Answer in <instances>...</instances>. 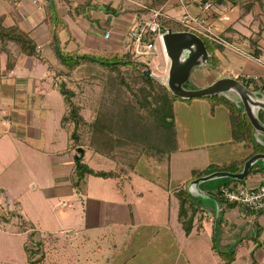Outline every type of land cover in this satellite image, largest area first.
Returning <instances> with one entry per match:
<instances>
[{
  "label": "crops",
  "instance_id": "1",
  "mask_svg": "<svg viewBox=\"0 0 264 264\" xmlns=\"http://www.w3.org/2000/svg\"><path fill=\"white\" fill-rule=\"evenodd\" d=\"M227 7L218 11L212 5L209 23L210 35L222 42L205 37L228 55L217 50L218 66L209 62L207 68L194 69L196 77L192 76L199 85L224 75L264 73V66L257 59V55L264 54V14L255 8L242 15L239 7L228 4ZM200 9L196 1L182 6L177 0H0L2 26L25 32L36 51L28 55L17 43L0 40V234L18 233L13 227L15 217L22 221H19L21 226H25L24 214L34 221L27 210L32 206V212L41 210L50 216L49 210L53 214L57 210L65 219L64 224L59 221L60 234L48 232L52 236L50 243L65 239L72 247L71 238L78 230L83 231L85 239L77 245L87 246L86 254L90 251L93 254L90 259H84V264H264V216L257 217L250 235L237 242L232 255L220 253L215 246L214 218L209 211L200 208L194 216L192 230L186 234L178 220L177 201L176 214L172 212L173 221H170V196L174 195L173 189L183 187L188 179L168 185L167 169L165 175L158 174L164 183H155L137 170L139 165H148L144 158L133 171L104 178L115 179L111 187L116 193L98 186L93 192L89 175L79 188L73 186L78 154L71 137L73 123L63 122L69 106L60 89L61 82L72 71L71 57L96 59L93 54L96 52L103 55L131 52L129 30L137 21L149 18L154 11L167 16L161 19L173 21L186 10L198 14ZM104 32L110 33L109 38L104 37ZM255 48L259 50L257 55ZM133 55L135 59L137 54ZM151 75L158 76L152 72ZM214 114L215 111H210L211 116ZM226 143L230 147L238 145L240 150L225 165L235 162L238 167L253 151L233 142L231 135ZM178 146V151L189 150ZM81 148L83 162L101 170L84 160L87 149L95 151ZM263 170L248 173L241 183L254 186L264 182ZM23 194L28 196V201L20 199ZM75 195L78 200L70 202ZM2 202L7 209L12 206L10 212L2 207ZM224 204L221 231L224 236L232 234L234 238L246 219L256 212L251 214L249 209ZM107 211L114 220L119 212L129 214L131 220L107 222ZM74 250L75 258L70 255V249L48 248L45 261L79 262V253Z\"/></svg>",
  "mask_w": 264,
  "mask_h": 264
},
{
  "label": "trees",
  "instance_id": "2",
  "mask_svg": "<svg viewBox=\"0 0 264 264\" xmlns=\"http://www.w3.org/2000/svg\"><path fill=\"white\" fill-rule=\"evenodd\" d=\"M205 1L207 0L202 2ZM208 1H211L212 5L229 4L237 6L242 11V15L254 11L255 8L259 9V14H264V0ZM166 23L167 21L162 19L161 27L167 28ZM198 35L204 40L207 49L210 51L207 44L208 39L202 34ZM0 40L17 43L25 54H36L35 44L29 36L17 27L4 28L1 17ZM258 53L259 50L255 48L254 54L257 55ZM104 56L106 58H99L98 60L94 56L71 57L69 66L74 70L83 65L91 67L92 65H97L113 73V75L107 76V81L104 84L106 85V93L100 100L94 120L90 124L88 123L91 136L89 144L91 150L115 161L118 165L114 170H94L83 162L84 154L76 151L78 157L75 159L73 172L75 177L73 186L75 188H79L85 176L89 174L101 178L118 177L121 174L133 171L143 156L153 157L157 162H162L164 159H169L173 153L179 150L177 129L174 125L173 117L168 114L167 110L171 109L173 100L180 98L172 96L165 85L156 78L151 75L145 76L143 71L145 69L149 70L148 66L135 60L132 52L127 51L123 54H108ZM214 58L216 57L213 54L209 62ZM212 64L215 66L213 62ZM237 79L251 89L261 88L256 84L251 85L250 82L240 78ZM60 89L65 95V100L69 106L67 115L63 117V122L73 123L71 137L75 148L78 149L84 146L81 139V125L86 123L80 113V107L68 102L69 98L66 97L67 91L63 82L60 84ZM208 98L216 100V102L222 101L226 104L232 141L242 143L253 149L246 158L256 152L264 151L262 147L254 142L252 126L244 114L236 110L233 104L223 97L213 96ZM210 111L214 113L215 109L211 107ZM260 117L264 122L263 112L260 113ZM212 167V165H208L200 172L194 170V176L188 179L183 187L178 188L174 192L178 201V220L186 234H189L193 228L194 216L198 211L202 210L190 202L187 195V185L190 180L202 175L204 171ZM221 169L235 171L237 163H230ZM261 170L254 166L250 172ZM213 193L226 205H232L221 198L220 189ZM249 211H251V214L257 212L250 209ZM50 241H52V236L49 234L45 237L35 238L34 231L30 232V240L26 246L29 264H42L45 261ZM232 252H229L231 253L229 255H232ZM34 255L36 256L33 258Z\"/></svg>",
  "mask_w": 264,
  "mask_h": 264
},
{
  "label": "rangeland",
  "instance_id": "3",
  "mask_svg": "<svg viewBox=\"0 0 264 264\" xmlns=\"http://www.w3.org/2000/svg\"><path fill=\"white\" fill-rule=\"evenodd\" d=\"M213 6L215 9H218V11H225L224 9L229 8L227 7V4L226 6ZM179 19L180 18L177 17L173 21H167V28H171L174 30H186ZM207 44L208 48L211 52L214 53V55L217 53V50L221 51L224 56L228 55V53L222 51L223 48H218L209 40H207ZM155 45L156 50H150L145 54L137 55L135 59L139 63H143L144 65L148 66L149 70L152 73L157 74L158 76H163L159 79L158 76L151 75L164 85L167 63L165 61V56L159 39L155 40ZM93 54L97 57L96 59L106 58V56L101 53L96 52ZM212 62L215 64V66H218L219 64V60L217 58H214L213 60L211 59L210 63L212 64ZM196 73L197 70L192 71V74L195 77ZM109 75H113V73L102 66L92 65L91 67L83 65L80 68L72 70L67 75L66 80L63 81L65 89L67 91L66 97L69 98L68 102H72L80 107V113L86 123L81 125V139L83 143L82 145H84L81 147L83 148H90L89 142L91 140V136L88 123L90 124L94 120L100 100L106 93V85L104 84L105 81H107V76ZM225 106L226 104L222 101L216 102V100H211L208 97L192 98L189 100H173L172 107L170 110L168 109L167 112L171 117H173L174 125L177 129L178 145H180L183 150H189H180L173 153V155L169 159H164L160 166L157 165V163L160 162H157L155 158H148L143 156L141 159H146L148 165H139L137 170L141 171V173L145 176H148L155 183H164V178L159 177L158 174L160 172L162 175H165L163 173H165L166 170L169 169L168 185H172L173 182H179L180 184L181 181H185L186 179L194 176V170L196 172H200L208 165H212V168L221 169L228 165H225V162L228 159L237 157L239 155L238 151L240 150V147L238 145L230 147L229 145H227L228 143H226L231 132L227 117L228 110L223 109V107ZM211 107L215 109V114L213 116L210 115ZM76 151H78V149L75 148V152ZM86 152L87 153L84 157V160L89 162L90 166H92L93 168L110 170L115 168V165L117 168L118 164L115 161L107 157H103V155L101 156L98 153L92 152L89 149H87ZM90 156H92L93 158L91 161H88V158ZM113 181H115V179L98 178L89 174V183L92 186L93 192L97 190L98 186L100 188H104V190L108 191L109 193H116L115 188L111 187V183ZM173 190H177V188ZM22 196L23 197L20 198L22 201H28V196H25L24 194ZM76 200H78V197L76 195L73 198L69 199L70 202H76ZM56 201L57 200L51 202V205L53 206V203H55ZM170 206V221L172 222V212L174 211L175 215L177 209V198L173 194L170 196ZM2 207L5 208V210H10L12 206L10 208L8 207L7 209L6 204L2 202ZM28 208L29 209L27 210L29 215H27L31 216L34 221L28 219L24 214L22 220H24L25 226H21L19 224L20 220L15 217L13 218L15 224L14 226L13 224L11 225L15 227V230L17 229L15 232L18 233L13 235L7 234L6 236L0 234V264H29V255L26 250V246L27 242L30 240L31 231H34L35 238L43 236L45 237L48 232H55L57 234H60L62 225H59V221L61 224H64L65 219L59 211L56 210V212L53 214V211L51 212L49 210L50 216H47L41 213V210H39L37 213L32 212V206ZM78 217L79 216L76 217V220L78 219ZM113 218L114 217L111 218L107 211V215L105 218L107 222L112 220L120 222H130L131 220V216L124 212H119L116 220H114ZM36 220H38V223H36ZM83 239H85L83 231L78 230L75 233V236L71 238L72 247L69 246L67 240L63 239L62 241L56 243H50L51 246H49V248L53 249L54 247L55 249L64 251L66 249H70V255L74 258L77 256L76 251L74 250L76 249L79 253L78 260L80 259V261L77 262L76 260H72L71 264H84V259H90L89 257L93 256V254L91 251L87 252L86 254V250L88 249L87 246L79 247L77 245L81 243ZM52 244H55V246H53ZM35 256L36 255H34L33 258ZM42 264L50 263L48 261H44Z\"/></svg>",
  "mask_w": 264,
  "mask_h": 264
},
{
  "label": "water",
  "instance_id": "4",
  "mask_svg": "<svg viewBox=\"0 0 264 264\" xmlns=\"http://www.w3.org/2000/svg\"><path fill=\"white\" fill-rule=\"evenodd\" d=\"M161 45L167 63L164 85L170 94L182 100L213 96L229 100L236 110L248 118L252 126L254 142L264 149V122L260 117V113H264V91L251 89L232 75L220 76L206 85H199L194 80L192 71L209 67V59L213 54L207 49L204 40L195 32L164 28L161 34ZM143 74L149 76L151 71L145 69ZM78 151L80 154L83 153L81 147ZM254 166L259 170L264 169V152L254 153L233 172L210 168L189 181L187 185L190 202L198 208L209 211L214 218L215 246L220 253L232 252L237 242L249 236L253 223L258 216H264V211H258L247 218L234 238L232 234L224 236L220 223L225 204L210 191H216L221 185L232 181H245Z\"/></svg>",
  "mask_w": 264,
  "mask_h": 264
},
{
  "label": "built area",
  "instance_id": "5",
  "mask_svg": "<svg viewBox=\"0 0 264 264\" xmlns=\"http://www.w3.org/2000/svg\"><path fill=\"white\" fill-rule=\"evenodd\" d=\"M180 5L186 6L191 1H196L200 4L201 9L198 14H191L184 11L180 15V21L188 31L202 34L211 37L218 43L222 41L213 35H210L209 23L211 19L212 4L210 1L202 2L201 0H177ZM166 17L159 11H154L153 14L146 19H142L134 23L129 30V38L132 43L129 45V50L133 54L141 55L147 51L156 50L155 40L159 39L161 42V34L163 29L161 27L162 19ZM209 31V32H208ZM110 33L104 32V37L109 38ZM258 61L264 66V54L258 55ZM240 78L251 85H258L264 91V73H245ZM220 196L227 202L236 207L243 209H250L253 211H264V182L250 186L241 182L228 183L221 185ZM63 204V203H62Z\"/></svg>",
  "mask_w": 264,
  "mask_h": 264
},
{
  "label": "flooded vegetation",
  "instance_id": "6",
  "mask_svg": "<svg viewBox=\"0 0 264 264\" xmlns=\"http://www.w3.org/2000/svg\"><path fill=\"white\" fill-rule=\"evenodd\" d=\"M264 152V151H263Z\"/></svg>",
  "mask_w": 264,
  "mask_h": 264
}]
</instances>
